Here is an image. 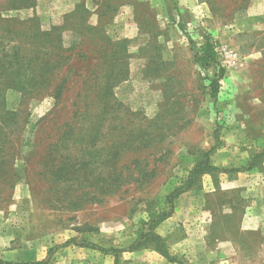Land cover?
Instances as JSON below:
<instances>
[{"label": "rangeland", "instance_id": "obj_1", "mask_svg": "<svg viewBox=\"0 0 264 264\" xmlns=\"http://www.w3.org/2000/svg\"><path fill=\"white\" fill-rule=\"evenodd\" d=\"M258 1L0 0V211L17 252L0 260L119 264L139 242L165 248L153 230L172 207L168 179L186 176L222 240L212 264H264ZM48 35L64 39L54 65ZM58 162L74 165L71 184Z\"/></svg>", "mask_w": 264, "mask_h": 264}, {"label": "crops", "instance_id": "obj_2", "mask_svg": "<svg viewBox=\"0 0 264 264\" xmlns=\"http://www.w3.org/2000/svg\"><path fill=\"white\" fill-rule=\"evenodd\" d=\"M256 4L264 9V2L262 4L259 1L255 2L253 7ZM120 19L119 24H123L122 16ZM171 178L168 179V184L173 183L172 207L169 213L158 221L153 231L165 241L166 249L173 259H169L154 246L143 244L123 252L119 264H212L217 259L214 249L220 248L222 240L215 234V230H212L213 220L211 219L210 223L206 213L207 190L188 187L186 176L183 179L179 178L178 183L170 182ZM240 190L238 187V191ZM9 221L8 213L0 211V257L5 260L17 258L15 247L9 244L12 228ZM244 231L246 230H242ZM133 237L134 241L138 233H134ZM230 241L233 245V241Z\"/></svg>", "mask_w": 264, "mask_h": 264}, {"label": "trees", "instance_id": "obj_3", "mask_svg": "<svg viewBox=\"0 0 264 264\" xmlns=\"http://www.w3.org/2000/svg\"><path fill=\"white\" fill-rule=\"evenodd\" d=\"M66 23H67V20L65 21V23H63V25H65ZM60 26L62 28V25H60ZM91 29H94V27H92L86 21L83 25L80 26V28L78 29V32L81 35H84V34H86V31L87 30H91ZM58 39H60V40H57L55 42V38H53V36H50L49 37V35L44 39L48 44L50 43L51 45L54 46V49L48 50V53L46 54V56H47V58L45 60V63L46 64L54 65V64L59 63V60L56 58V56L59 55L57 49H59L60 43L64 39L63 38L62 39L61 38H58ZM108 55L109 54H105L104 53V54L100 55V57H102L103 58V61H105L106 58L108 57ZM212 59H215V52H214V49H213L212 44L207 43V44H205L202 47V52H201V54H200V56L198 58V61L201 63L202 66H209L211 64ZM101 77H102V80L106 78V73L104 71H102ZM215 85H217V81L216 80L212 81V87L213 88H215ZM216 94H217V88H215L214 91L212 92V95L215 96ZM86 122H89V121H86ZM75 129H77V128H75ZM70 131H72V128H70V130L68 132H70ZM116 153H117L118 156H121L122 154H124V152H120V151H117ZM105 155H106V151H104V149H103V151L100 152V158L102 156H105ZM81 164H83V163H81ZM53 167H54V170L52 171V173L56 177V179H58V180L59 179L60 180L61 179H65V181H67V184H71V182H73V180L75 179V177H74L75 171L72 170V167H74V165H69V164H66V163H62V165H61L60 162H58L56 164H53ZM118 168H119L118 166H114L113 167V170H114V172L116 174L118 173ZM189 182H190V180L188 181V185H190ZM69 186H71V185H69ZM153 235H155L154 236L155 238H158L160 240L162 239V237L159 236L158 234H153ZM162 241H164V240L162 239ZM140 246H142L141 245V242L137 243L133 247L136 248V247H140ZM164 246H165V248L164 247H161V246H157L156 249H158L160 252L164 253V255H167V257L169 259H173L171 257V255H169V253L167 252L166 244ZM0 264H7V262H4L3 260H0Z\"/></svg>", "mask_w": 264, "mask_h": 264}]
</instances>
